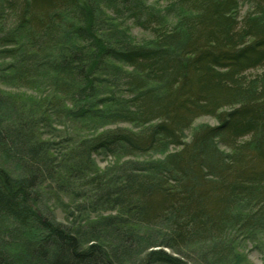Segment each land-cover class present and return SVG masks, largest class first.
I'll return each mask as SVG.
<instances>
[{
    "label": "trees",
    "instance_id": "16d2710c",
    "mask_svg": "<svg viewBox=\"0 0 264 264\" xmlns=\"http://www.w3.org/2000/svg\"><path fill=\"white\" fill-rule=\"evenodd\" d=\"M0 85L31 90L0 86V223L39 228L0 227V264H248L264 0H0Z\"/></svg>",
    "mask_w": 264,
    "mask_h": 264
},
{
    "label": "rangeland",
    "instance_id": "374dc122",
    "mask_svg": "<svg viewBox=\"0 0 264 264\" xmlns=\"http://www.w3.org/2000/svg\"><path fill=\"white\" fill-rule=\"evenodd\" d=\"M152 2H154V0H151ZM243 9H247V5H245L243 7ZM133 32L135 34H137L138 36L141 37H145L148 34L142 30H140L139 28H133ZM1 88L5 89V90H11V91H25L28 90L29 92H31V90L24 88V87H9V86H4V85H0ZM202 123H209L212 125H215L217 123V121L212 118V117H202L196 120L195 122V126H198ZM185 135H187L188 137L190 136L191 131L188 129L185 132ZM174 150L172 147L170 149V151ZM164 155L162 153H158V152H153L150 153L148 158H155V159H161L163 158ZM147 156H143L141 157V159H146ZM134 157H125V158H121L118 156H106V155H97L95 157V162L99 165V167L104 170V171H114L116 168H119L120 164L124 161H129V160H133ZM53 207V215L55 217V219L57 221L60 222H67L66 221V213L60 208V207H56L54 206L52 203L50 204ZM29 225H19L17 224L12 218L7 217H3V221L2 223H0V227L1 229H3V232L1 231L2 236L5 238L6 237H10L11 233H15L18 234L19 236H15L12 238H9L7 240H21L25 237H30V236H35L37 234V232H39V228H37L36 226H30ZM259 236L256 238H252V239H240L241 242V247H240V252H242L246 258H247V263L248 264H264V232H261V234H258ZM199 247H203L199 246ZM195 253L197 254H201V252H203L204 255H208L207 252H204V250L199 251V250H194ZM197 254L191 253V258H185V261L187 262V260L193 261L195 262L198 258H197ZM199 256V255H198Z\"/></svg>",
    "mask_w": 264,
    "mask_h": 264
}]
</instances>
